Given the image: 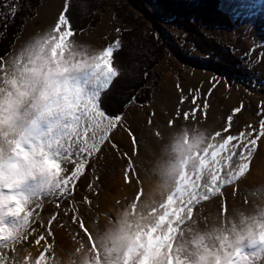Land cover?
Returning a JSON list of instances; mask_svg holds the SVG:
<instances>
[{
    "label": "snow or ice",
    "instance_id": "snow-or-ice-1",
    "mask_svg": "<svg viewBox=\"0 0 264 264\" xmlns=\"http://www.w3.org/2000/svg\"><path fill=\"white\" fill-rule=\"evenodd\" d=\"M0 4L6 9L0 38H6L8 21L28 5L24 0ZM71 7L63 0L45 29L29 34L17 48L18 30L0 53V264H23L18 253L28 243L43 246L40 264L54 259L58 247L66 251L67 242L56 244L54 227H67L74 250H87L82 264H264V209L229 203L238 191L243 193L241 185L250 175L257 141L264 136V111L258 109L256 129L249 125L247 131L229 132L241 103L231 109L222 129L201 130L197 125L218 81L203 92L196 87L182 93L159 126L152 123L156 113L149 112V134L163 141L149 175L155 183L145 189L129 157L125 182L135 179L138 187L124 204L116 202L114 215L94 213L98 204L87 193L75 199L89 168L93 182L88 188L98 194L95 161L105 145L118 151L115 129L128 131L133 155L141 145L126 126L125 113L106 106L122 71L115 52L123 48L127 30L117 27L111 42L87 46L78 40L84 29L74 25ZM260 60L264 63V56ZM185 101L189 107L181 110ZM213 200L216 215L205 216L201 206ZM46 201L54 202V208L45 221Z\"/></svg>",
    "mask_w": 264,
    "mask_h": 264
},
{
    "label": "rangeland",
    "instance_id": "rangeland-1",
    "mask_svg": "<svg viewBox=\"0 0 264 264\" xmlns=\"http://www.w3.org/2000/svg\"><path fill=\"white\" fill-rule=\"evenodd\" d=\"M32 1H37L38 5L32 10L26 8V12L19 13L22 17L25 12V17L21 18L24 26L20 30L22 31L20 39L16 41L17 48L29 34L39 32L53 22L63 3V0ZM80 2L86 22L84 27H81L84 31L77 35L78 40L85 45L99 48L111 42L116 36L115 28L119 27L127 30L122 33L121 38L128 46L132 41L128 34L142 32L143 36L147 35L148 39L152 38L163 47L161 57L156 62L152 58L150 63H154L153 66L146 69V84L137 94L141 101L135 99L134 102L128 103L124 110L126 126L131 127L141 145L137 149V155H133V145L128 131L118 127L112 133V140L118 151L110 145H105L102 158L95 161L99 177L98 194L93 195L88 188L93 182L91 168L78 182L75 199L80 200L87 193L93 202L98 204V207L93 209L94 213L102 214L110 198L115 199V204L119 201L122 205L133 196L135 188L138 187L136 180L130 178L126 183L124 177L129 157L134 165V174H139L145 189L150 183L156 182L154 176L149 180V175L153 165L160 159V145L163 141L157 142L149 134L146 126L149 112L156 113L152 120L154 127L163 124L176 109L180 95L187 93L189 89L200 87L203 92L211 83L218 81L213 94L208 96L210 106L197 125L201 130L214 132L222 129L227 122V116L232 114L231 109L241 103L243 108L240 113L233 114L229 132L236 133L242 129L247 131L249 125L253 129L258 127L261 118L257 114L258 109L264 111V63L260 60V57L264 56V0H218L222 12L229 14L232 19L241 18L240 24L234 29L204 28L199 27L201 22L197 19L195 22L198 24L195 33L199 34L203 41L216 45L220 53L229 49L236 58H240L243 68L248 71L246 77L231 76L209 67L214 64L213 60L206 63L211 54L185 41L188 35L179 25L180 19L175 18V14L166 11L161 4L153 0H80ZM86 2L88 9L83 5ZM188 107L189 104L185 101L181 110ZM199 117L198 110L197 119ZM145 144L147 146H144ZM123 153L128 155L124 156ZM250 170L248 179L241 185L243 193L238 191L234 199H229V203L235 207L250 206L249 211L260 209L261 203L264 202V136L257 141ZM53 208L54 202H45L43 206L45 221ZM200 210L205 216L214 217L217 210L216 202L214 200L205 202ZM100 220L103 223V215H100ZM85 223L89 224L87 218ZM54 235L58 246L67 242V250L58 247V255L54 259L49 257L47 264H82L88 252L82 247L78 251L74 250L76 246L67 241V227H54ZM34 236L35 234L29 237V240L34 239ZM43 243L44 241L41 242ZM34 247H38L40 249L38 254H42L43 246L28 243L18 255L23 256ZM27 261L28 258L25 256L23 264ZM29 262L40 264L37 258L35 262Z\"/></svg>",
    "mask_w": 264,
    "mask_h": 264
},
{
    "label": "trees",
    "instance_id": "trees-1",
    "mask_svg": "<svg viewBox=\"0 0 264 264\" xmlns=\"http://www.w3.org/2000/svg\"><path fill=\"white\" fill-rule=\"evenodd\" d=\"M40 1V0H38ZM80 0H69L71 4V12L73 16L74 25L78 28L84 27V9L81 7ZM156 3L161 4L166 11H170L175 14V18H179V25L187 33L185 41L193 44L199 49L206 50L211 55L206 59V63L210 61L209 67L235 77H246L248 71L243 68L240 58H236L231 50L226 49L225 52H219V48L214 44H208V41H203V38L195 33L196 19L201 22L199 27L204 28H227L234 29L240 22L241 18L232 19L229 14L220 10V4L218 0H153ZM25 4H28L27 9H33L38 4L36 1L24 0ZM88 2V1H87ZM83 3L84 8L88 9ZM81 4V5H80ZM172 9V10H171ZM6 9L0 4V24L4 22ZM26 12V10H24ZM24 12V14H25ZM191 13L195 14L192 16ZM18 14L15 17L13 23L12 20L8 21L9 27L7 28V37L0 38V53H3L10 47L13 40V34L18 30H21V18L25 15ZM191 15V16H190ZM200 15V17H199ZM198 16V17H197ZM20 18V19H19ZM132 41L130 46L123 41V48L115 52L116 63L122 69L119 78L114 82V86L106 97V106L111 112H124L125 105L128 104V100L131 97H135L136 100L141 101L137 94L143 89L146 84L145 72L146 69L153 66L154 63H150V60L156 62L161 57L163 47L160 44L153 41L148 36H143L142 32L128 34ZM4 36V32L0 31V37ZM148 39V40H145ZM128 41V40H127ZM130 41V40H129ZM142 41V42H140ZM141 43V44H140ZM208 48V49H206ZM209 50V51H208ZM215 59V60H214ZM151 64V65H149ZM203 66V64H201Z\"/></svg>",
    "mask_w": 264,
    "mask_h": 264
},
{
    "label": "bare ground",
    "instance_id": "bare-ground-1",
    "mask_svg": "<svg viewBox=\"0 0 264 264\" xmlns=\"http://www.w3.org/2000/svg\"><path fill=\"white\" fill-rule=\"evenodd\" d=\"M117 205L115 204V199L114 198H110L106 204H105V208H104V211L103 213H112L113 215L115 214L114 213V208L116 207ZM39 248L38 247H34L32 248L31 250H29L26 254L23 255V258L25 259V256L28 258V261L26 264H31L29 261L31 262H35V259L37 258L38 256V253H39Z\"/></svg>",
    "mask_w": 264,
    "mask_h": 264
},
{
    "label": "clouds",
    "instance_id": "clouds-1",
    "mask_svg": "<svg viewBox=\"0 0 264 264\" xmlns=\"http://www.w3.org/2000/svg\"><path fill=\"white\" fill-rule=\"evenodd\" d=\"M260 208H261V209H264V202L261 203ZM146 222H147V218H146V220H145V223H146Z\"/></svg>",
    "mask_w": 264,
    "mask_h": 264
}]
</instances>
